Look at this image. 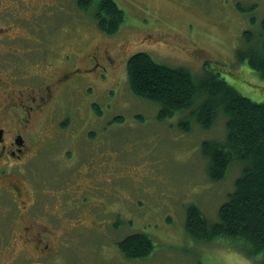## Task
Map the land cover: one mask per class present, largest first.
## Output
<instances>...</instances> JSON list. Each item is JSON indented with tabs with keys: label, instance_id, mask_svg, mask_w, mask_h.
<instances>
[{
	"label": "rangeland",
	"instance_id": "obj_1",
	"mask_svg": "<svg viewBox=\"0 0 264 264\" xmlns=\"http://www.w3.org/2000/svg\"><path fill=\"white\" fill-rule=\"evenodd\" d=\"M98 1L0 0V14L9 18L5 22H11V34L43 38V44L16 40L19 49L6 57L9 68L30 72L37 49H42L46 66H61L65 54L74 51L71 61L84 67L95 47L116 55L118 62L111 99L99 98L110 78L89 82L74 105H63L53 116L65 117L69 128L60 131L52 125L45 131L46 122L41 125L26 164L14 176L38 189L40 200L45 187L75 192L71 212L66 201L64 209L55 211L59 219L37 222L43 224L40 233L50 235L46 239H52L53 246L70 232L67 246L46 259H36L33 246L27 244L32 237L17 230L13 250L0 244V263L254 264L228 239L200 242L185 231L186 211L192 205L210 222L218 220L219 208L241 174V167L234 164L223 179L209 177L202 144L225 140L226 117L219 113L210 129L191 120L190 130L181 125L190 118L186 110L160 120L159 104L130 90L126 65L133 54L146 52L157 62L187 68L198 78L217 74L243 96L262 103L264 79L248 62L238 60L237 51L245 45L246 32L260 34L264 0H116L125 19L112 35L99 29L94 16ZM4 198L10 197L0 199ZM65 198V193L58 194L51 202L42 201L41 207L59 208ZM19 218L9 216L15 222ZM138 232L153 239L154 249L148 256L127 259L118 243Z\"/></svg>",
	"mask_w": 264,
	"mask_h": 264
},
{
	"label": "trees",
	"instance_id": "obj_2",
	"mask_svg": "<svg viewBox=\"0 0 264 264\" xmlns=\"http://www.w3.org/2000/svg\"><path fill=\"white\" fill-rule=\"evenodd\" d=\"M94 16L99 29L108 35L116 34L125 19L116 0H99ZM260 23V34L245 33V45L238 49L237 58L248 62L264 79V17ZM126 71L132 93L159 104L160 120L186 110L190 118L181 122L186 130L191 129V120L210 129L218 114H224L225 140L202 144L209 160V177L212 181L223 179L234 164L241 167V174L220 206L218 220L210 222L192 205L186 211L185 231L200 242L228 239L254 264H264V102L243 96L217 74L198 78L187 68L159 63L146 52L130 56ZM118 247L125 258L136 259L148 256L154 242L138 232L123 238Z\"/></svg>",
	"mask_w": 264,
	"mask_h": 264
},
{
	"label": "flooded vegetation",
	"instance_id": "obj_3",
	"mask_svg": "<svg viewBox=\"0 0 264 264\" xmlns=\"http://www.w3.org/2000/svg\"><path fill=\"white\" fill-rule=\"evenodd\" d=\"M7 20L9 18L6 15L0 14V23H3L0 25V198L10 197L0 199V244L6 251L13 250L11 241L16 231H24L26 237H32L27 239V244L33 246L32 255L36 253V259L42 260L66 247L71 234L65 232L58 237L57 243L53 246V240L46 239L51 238L50 235H41L40 229L43 224L37 222L43 219L51 221L59 219L55 211L64 209L63 205L66 201L70 206L68 211L71 212L76 201L75 192L70 188L69 191L58 192L57 189L45 187L44 192H41L43 197L40 200L38 189L22 184L14 176L18 174L17 170L22 169L26 164V159L32 151L31 145L36 136L42 132L41 125L46 122L45 131L50 130L52 125L58 127L60 131L69 128L70 124L65 117L59 120L53 116L63 105H74V98L84 93L89 82L98 83L101 78H110V88L102 87L99 98L111 99L116 93L114 86L118 78L114 72L118 62L115 54V56L109 55L107 50L102 51L99 47H95L88 53L89 62L84 67L77 66L71 61L77 53L74 51L65 54L63 58L66 62L61 66L48 64L50 66L48 67L42 63L43 53H39L42 49H37V54H33V57L37 56L33 63L34 69L30 72H19L17 67L9 68L6 61L8 55H15L19 49L14 42L23 38L25 42L43 44V38L41 35L33 38L14 36L10 33L11 22L6 23ZM39 30L43 31L41 28ZM39 47L42 48V45ZM28 49L26 48L25 52ZM20 50L24 51V49ZM80 72L88 74L81 78L76 77ZM67 151L71 150H64ZM90 181L94 183L93 179ZM63 193L66 198L58 204L59 208L55 205L49 210L46 206L41 207L42 201L51 202L56 195ZM10 215L20 216L21 220L11 221ZM80 220L82 221L81 218ZM61 227L53 226V228ZM18 238L21 240L22 236L19 234ZM0 264H20V262L9 261Z\"/></svg>",
	"mask_w": 264,
	"mask_h": 264
}]
</instances>
